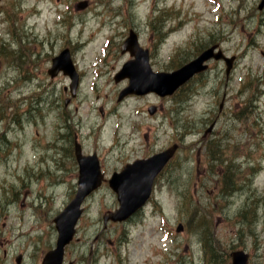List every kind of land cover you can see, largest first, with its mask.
<instances>
[{"label":"rangeland","instance_id":"rangeland-1","mask_svg":"<svg viewBox=\"0 0 264 264\" xmlns=\"http://www.w3.org/2000/svg\"><path fill=\"white\" fill-rule=\"evenodd\" d=\"M79 1L1 4L0 264H40L54 245L53 218L76 188L75 140L84 153L96 151L105 178L174 142L180 147L156 180L151 202L132 220L103 224L102 216L118 205L107 182L85 200L65 264H206V228L217 252L245 249L250 264H264L260 0H86L84 9ZM130 29L149 49L153 70H170L211 42L236 61L228 76L225 64L217 63L171 97L149 93L118 101L127 79L115 81L114 75L131 58L120 51ZM64 47L80 75L74 97L69 77L47 73ZM250 88L260 93L253 104L247 102ZM150 105L157 107L153 115ZM215 115L213 134L202 140L200 131ZM214 144L235 164L238 185L227 193L223 163L219 156L209 161ZM179 222L184 228L177 232Z\"/></svg>","mask_w":264,"mask_h":264},{"label":"water","instance_id":"water-1","mask_svg":"<svg viewBox=\"0 0 264 264\" xmlns=\"http://www.w3.org/2000/svg\"><path fill=\"white\" fill-rule=\"evenodd\" d=\"M86 2H81L80 7H84ZM264 5L261 1L259 7ZM216 45L205 49L200 56L180 69L172 73H156L151 74L148 65V57L146 50H142L136 40V35L131 32L129 37L122 45V51L129 50L136 56L135 60H131L124 64L122 70L117 74L116 78L129 77L130 85L120 94V98L129 92L145 93L155 91L160 95L170 94L182 83L186 82L193 74L204 70L207 65L203 64L205 60L211 56L219 58L221 52L214 53ZM231 60L227 59L228 69L231 66ZM53 67L49 72L54 75L59 69H63L72 78V87L76 86L77 76L69 59L68 49L63 50L54 60ZM155 110L154 107L150 112ZM177 145L174 144L166 150L154 154L146 160H137L132 164H128L119 174H114L110 180L111 186L117 193L119 207L104 216V221L112 219L113 221H121L128 218L137 208H139L148 198L151 184L154 176L164 166V164L173 155ZM76 156L80 165V176L78 182V190L73 200L66 208L55 218L58 237L54 249L48 251L42 261V264H61L64 254V246L72 239L75 232L74 226L82 209L80 204L84 197L90 193L100 182L101 175L98 173L97 162L94 157L80 155L79 147L76 145ZM181 228V226L179 227ZM232 264H249L248 254L241 249L231 253Z\"/></svg>","mask_w":264,"mask_h":264},{"label":"trees","instance_id":"trees-1","mask_svg":"<svg viewBox=\"0 0 264 264\" xmlns=\"http://www.w3.org/2000/svg\"><path fill=\"white\" fill-rule=\"evenodd\" d=\"M223 185H222V191L223 192H230L232 189H234V184H237L234 176L233 171L231 167L225 168V171L223 173ZM203 236H202V242L204 246V252L206 256V264H228L229 257L228 254L224 256L223 253L217 252V248L215 247L214 241L215 239L212 237L211 234L208 232V228L203 229ZM210 238L213 241V244L210 242ZM220 247V244H219Z\"/></svg>","mask_w":264,"mask_h":264},{"label":"flooded vegetation","instance_id":"flooded-vegetation-1","mask_svg":"<svg viewBox=\"0 0 264 264\" xmlns=\"http://www.w3.org/2000/svg\"><path fill=\"white\" fill-rule=\"evenodd\" d=\"M213 123V125L217 123L216 117L213 118V120L211 121ZM66 129L68 130V118H67V122H66ZM215 127V126H214ZM215 128L212 130V132H214Z\"/></svg>","mask_w":264,"mask_h":264},{"label":"bare ground","instance_id":"bare-ground-1","mask_svg":"<svg viewBox=\"0 0 264 264\" xmlns=\"http://www.w3.org/2000/svg\"><path fill=\"white\" fill-rule=\"evenodd\" d=\"M228 35H230V33H228ZM237 185L238 184H234V188H236L237 187ZM37 228H35L34 230H36ZM210 242L213 244V241H212V239L210 238Z\"/></svg>","mask_w":264,"mask_h":264}]
</instances>
